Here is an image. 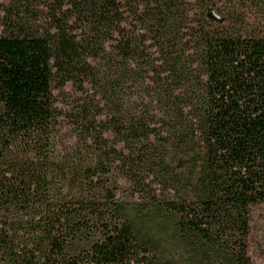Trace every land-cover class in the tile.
<instances>
[{
    "label": "trees",
    "instance_id": "1",
    "mask_svg": "<svg viewBox=\"0 0 264 264\" xmlns=\"http://www.w3.org/2000/svg\"><path fill=\"white\" fill-rule=\"evenodd\" d=\"M261 202L264 0H0V264H252Z\"/></svg>",
    "mask_w": 264,
    "mask_h": 264
},
{
    "label": "rangeland",
    "instance_id": "2",
    "mask_svg": "<svg viewBox=\"0 0 264 264\" xmlns=\"http://www.w3.org/2000/svg\"><path fill=\"white\" fill-rule=\"evenodd\" d=\"M54 95L56 100V105L63 111V114H68L69 110L72 106L73 96L76 94L74 87L70 84H66L63 88H55ZM58 123L60 126V134L64 135L66 122H68V118L61 116L58 119ZM121 145V144H119ZM184 163L185 161H181ZM172 171H181L180 167L176 164H172L170 168ZM183 176H186L187 170L184 168L181 171ZM121 187L118 190V193L121 197L129 200H137L138 202L144 203L147 202V199L151 198L152 190L155 189L156 194H162L164 196H169L172 194L171 189L164 190L157 186L155 183L151 184L150 187H145L140 191H134L128 184L123 183L121 179L118 180ZM140 196V197H138ZM156 233V232H154ZM157 236V233L154 234ZM155 236V237H156ZM247 254L252 262V264H264V202L254 204L250 207L249 214V232L247 235ZM167 248H173L174 244L169 242L165 243ZM177 258V255L175 254ZM175 264H182L180 261H176Z\"/></svg>",
    "mask_w": 264,
    "mask_h": 264
}]
</instances>
